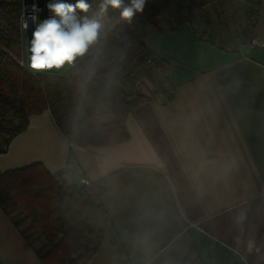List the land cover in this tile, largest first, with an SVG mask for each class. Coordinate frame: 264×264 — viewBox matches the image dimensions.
I'll use <instances>...</instances> for the list:
<instances>
[{
	"label": "crops",
	"instance_id": "obj_1",
	"mask_svg": "<svg viewBox=\"0 0 264 264\" xmlns=\"http://www.w3.org/2000/svg\"><path fill=\"white\" fill-rule=\"evenodd\" d=\"M234 1L205 0L197 34L149 29L166 66L134 80L152 100L129 115L128 141L73 146L45 112L0 154L1 173L42 165L71 169L79 186L106 180L110 225L85 264H264V0L251 22ZM0 264H42L1 209Z\"/></svg>",
	"mask_w": 264,
	"mask_h": 264
},
{
	"label": "trees",
	"instance_id": "obj_2",
	"mask_svg": "<svg viewBox=\"0 0 264 264\" xmlns=\"http://www.w3.org/2000/svg\"><path fill=\"white\" fill-rule=\"evenodd\" d=\"M85 2L88 11L77 9V15L99 21V42L63 76L31 74L18 65L14 57L21 2L14 0L0 10V154L27 130L31 117L45 112L73 146L99 148L128 141L129 115L152 100L127 89L134 82L135 65L153 70L166 66L146 46L149 29L165 23L177 31L188 23L197 34L198 9L205 0H146L144 10L130 21L121 19L117 9L101 14L100 0ZM174 96L168 93L167 101ZM105 193V179L86 189L69 168L58 177L42 165L0 172V209L42 264H85L95 255L110 225L102 202Z\"/></svg>",
	"mask_w": 264,
	"mask_h": 264
},
{
	"label": "clouds",
	"instance_id": "obj_3",
	"mask_svg": "<svg viewBox=\"0 0 264 264\" xmlns=\"http://www.w3.org/2000/svg\"><path fill=\"white\" fill-rule=\"evenodd\" d=\"M145 4L146 0H128L127 4L125 0H100L99 10L105 14L110 8L117 9L121 19L130 21L136 13L144 10ZM88 8L85 0H78L75 5L64 0H50L46 4L49 15L43 20L39 19L40 9L35 4L32 14L21 18L22 31L29 28V20L34 25L27 58L30 71L39 73L71 66L98 44L99 21L77 15V9L87 12Z\"/></svg>",
	"mask_w": 264,
	"mask_h": 264
},
{
	"label": "built area",
	"instance_id": "obj_4",
	"mask_svg": "<svg viewBox=\"0 0 264 264\" xmlns=\"http://www.w3.org/2000/svg\"><path fill=\"white\" fill-rule=\"evenodd\" d=\"M85 1L94 2L95 0H85ZM20 2H21V9H20V15H19V20H18L20 49H19L18 55L14 57V59L16 60V62L22 69H24L25 71L31 74H51V75H57V76L65 75L67 71H69L70 69L76 66V63H74L71 66L65 65L64 67L60 69L53 68L51 70L39 72V73H33L32 71L29 70L27 58L30 53L28 52V48L30 47L29 41L31 39L32 31L34 30V25L32 24V21L29 20V28L27 30L22 31L21 26H20L21 18L22 17L27 18L28 15H31L33 12V5L35 4L40 9L38 13L39 19L43 20L49 15L48 10L46 9V4L50 2V0H20ZM64 2L72 4V3H77L78 0H64ZM257 4H258V0H255V7L258 6ZM259 44L260 43L257 42L256 40H253L251 42V46H256ZM6 148L7 147H4V149ZM8 149L9 148H7L6 150L8 151ZM81 186L86 189H89L91 187V182L86 178H82Z\"/></svg>",
	"mask_w": 264,
	"mask_h": 264
},
{
	"label": "rangeland",
	"instance_id": "obj_5",
	"mask_svg": "<svg viewBox=\"0 0 264 264\" xmlns=\"http://www.w3.org/2000/svg\"><path fill=\"white\" fill-rule=\"evenodd\" d=\"M249 3V4H248ZM251 4V5H250ZM244 5V8H246V9H250L249 11H250V22L251 21H255L256 20V14H257V9H258V6L257 7H255V1L254 0H242L241 2H239V1H234V3L232 4V7H231V9H232V13H234L235 15L236 14H238V12H240L241 13V10H240V8H241V6H243ZM250 7V8H249ZM244 10V9H243ZM198 11H200V9H198ZM245 11V10H244ZM181 13L183 14V15H185L186 14V11L185 10H182L181 11ZM241 34H243V33H241ZM244 36V35H243ZM238 37V39H240L239 38V36H237V35H235L234 36V38H237ZM19 49H20V41H19V45H18V49H17V54H15V56H17L18 55V53H19ZM136 67L133 69L134 70V72H135V77H134V80L136 79V77L139 75V74H141L142 72H146V71H148V69H149V66L146 64L145 66L144 65H142V64H138V65H135ZM69 73V71H67V73L65 74V75H67ZM130 90H135V88L133 87V85H130ZM165 102H168L167 101V99L165 100Z\"/></svg>",
	"mask_w": 264,
	"mask_h": 264
}]
</instances>
